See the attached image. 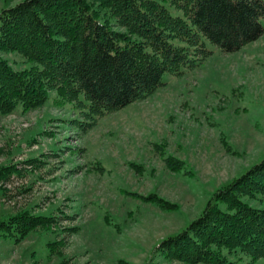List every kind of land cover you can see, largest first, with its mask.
Instances as JSON below:
<instances>
[{"label": "rangeland", "instance_id": "374dc122", "mask_svg": "<svg viewBox=\"0 0 264 264\" xmlns=\"http://www.w3.org/2000/svg\"><path fill=\"white\" fill-rule=\"evenodd\" d=\"M17 1L0 0V10ZM206 42L211 52L195 65L164 72L154 93L90 126L85 106L57 105L53 91L28 111L0 113V165L18 168L0 181V218L28 209L56 220L16 243L0 235V264H187L160 254L158 242L264 156V31L233 51ZM0 54L26 65L19 52ZM168 154L182 166L169 167ZM150 192L177 206L141 197ZM243 199L264 208V194Z\"/></svg>", "mask_w": 264, "mask_h": 264}, {"label": "trees", "instance_id": "16d2710c", "mask_svg": "<svg viewBox=\"0 0 264 264\" xmlns=\"http://www.w3.org/2000/svg\"><path fill=\"white\" fill-rule=\"evenodd\" d=\"M169 1L184 15L172 14L160 0H19L3 7L0 51L19 52L26 65L15 67L0 54V113L28 111L53 91L57 105L85 106L90 126L154 93L164 72L195 65L211 52L206 41L233 51L264 31V0ZM165 160L173 169L184 162L172 154ZM17 169L13 162L1 164L0 181ZM257 193L264 194V156L212 192L197 217L158 242V252L187 264L264 258V208L243 199ZM141 197L165 209L177 206L156 192ZM55 221L21 209L0 218V235L16 243Z\"/></svg>", "mask_w": 264, "mask_h": 264}]
</instances>
